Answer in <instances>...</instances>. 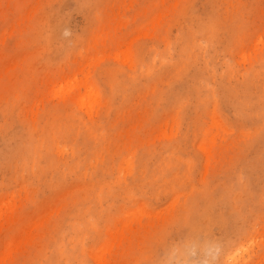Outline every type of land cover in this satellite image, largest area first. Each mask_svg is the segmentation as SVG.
<instances>
[{
  "label": "rangeland",
  "instance_id": "obj_1",
  "mask_svg": "<svg viewBox=\"0 0 264 264\" xmlns=\"http://www.w3.org/2000/svg\"><path fill=\"white\" fill-rule=\"evenodd\" d=\"M190 232L264 264V0H0V264Z\"/></svg>",
  "mask_w": 264,
  "mask_h": 264
},
{
  "label": "clouds",
  "instance_id": "obj_2",
  "mask_svg": "<svg viewBox=\"0 0 264 264\" xmlns=\"http://www.w3.org/2000/svg\"><path fill=\"white\" fill-rule=\"evenodd\" d=\"M212 247L211 242L191 234L173 245L158 264H215Z\"/></svg>",
  "mask_w": 264,
  "mask_h": 264
},
{
  "label": "bare ground",
  "instance_id": "obj_3",
  "mask_svg": "<svg viewBox=\"0 0 264 264\" xmlns=\"http://www.w3.org/2000/svg\"><path fill=\"white\" fill-rule=\"evenodd\" d=\"M82 99L84 100L85 98L83 97ZM83 100H82V101H83ZM84 101H85V100H84ZM90 107H91V106H90ZM92 108H93V106H92ZM190 233H191V232H190ZM191 234H192V233H191ZM191 234H190V235H191ZM187 236H188V235H187ZM233 255H234V253H233ZM233 255H232V256H233Z\"/></svg>",
  "mask_w": 264,
  "mask_h": 264
}]
</instances>
